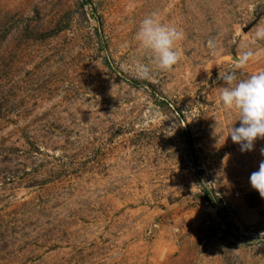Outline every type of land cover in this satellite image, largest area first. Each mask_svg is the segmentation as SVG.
Returning a JSON list of instances; mask_svg holds the SVG:
<instances>
[{"label": "rangeland", "instance_id": "rangeland-1", "mask_svg": "<svg viewBox=\"0 0 264 264\" xmlns=\"http://www.w3.org/2000/svg\"><path fill=\"white\" fill-rule=\"evenodd\" d=\"M152 13L184 39L142 79ZM259 27L264 0H0V264H264V139L217 100Z\"/></svg>", "mask_w": 264, "mask_h": 264}, {"label": "clouds", "instance_id": "clouds-1", "mask_svg": "<svg viewBox=\"0 0 264 264\" xmlns=\"http://www.w3.org/2000/svg\"><path fill=\"white\" fill-rule=\"evenodd\" d=\"M184 39V32L174 25H166L157 19V14L146 16L139 24L135 40L150 53V63L137 62L136 73L142 79H152V66L159 71L170 70L179 60L180 53L176 45ZM254 39L264 40V27L257 28ZM256 53L249 50L243 53L238 67H244ZM224 86L217 90L220 105L235 110L239 127H230L227 137L240 146V151L253 150L257 139H264V71L238 80L236 73L227 72L220 76ZM260 155L264 157V149ZM252 189L264 199V159L257 171L249 178ZM195 186V185H194ZM264 236V233L261 234Z\"/></svg>", "mask_w": 264, "mask_h": 264}]
</instances>
